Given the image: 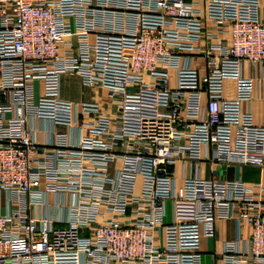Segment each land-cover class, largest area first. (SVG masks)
Returning a JSON list of instances; mask_svg holds the SVG:
<instances>
[{"label": "built area", "instance_id": "2783aa9c", "mask_svg": "<svg viewBox=\"0 0 264 264\" xmlns=\"http://www.w3.org/2000/svg\"><path fill=\"white\" fill-rule=\"evenodd\" d=\"M64 71L115 113L84 121ZM262 78L264 0H0V264H202L218 219L221 264H264V183L200 175L264 170ZM167 200L190 217L165 223Z\"/></svg>", "mask_w": 264, "mask_h": 264}, {"label": "crops", "instance_id": "0c3cea01", "mask_svg": "<svg viewBox=\"0 0 264 264\" xmlns=\"http://www.w3.org/2000/svg\"><path fill=\"white\" fill-rule=\"evenodd\" d=\"M203 0H200V6ZM244 74L250 75V67L245 63ZM253 74V72H252ZM59 96L68 98L77 104L78 109H83V120L88 121L90 117L88 110L97 108L102 112L113 115L116 110L115 103L106 98V92L101 87H91L82 83L80 77L66 71L61 72L58 78ZM235 96L234 83L232 80H226L223 87V97L233 98ZM249 109L252 114V122L254 125H261L264 119V78L256 81L251 93ZM48 123L41 122V126ZM64 129H62L63 131ZM38 139H42L38 135ZM120 160L116 159L110 167L119 165ZM181 172V162L177 161L174 165V174L178 178ZM201 177H217L222 179H239L244 182L264 183V170L251 167H243L228 164H213L210 166L207 162L201 164ZM191 215L190 202H176L167 200L165 202L164 222L170 223L172 220H185ZM237 234V225L233 219H218L213 225V235L210 237H202L200 241V254L202 264H221V259L216 254L221 253L223 241L232 239ZM243 236H248L249 229L245 225L242 228Z\"/></svg>", "mask_w": 264, "mask_h": 264}]
</instances>
